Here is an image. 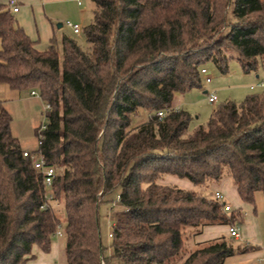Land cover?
Here are the masks:
<instances>
[{
    "label": "trees",
    "instance_id": "16d2710c",
    "mask_svg": "<svg viewBox=\"0 0 264 264\" xmlns=\"http://www.w3.org/2000/svg\"><path fill=\"white\" fill-rule=\"evenodd\" d=\"M92 2L93 20L82 30L87 49L64 36L39 51L13 14L0 12V83L36 91L50 107L35 151L59 171L47 189L13 135L12 115L1 108L0 264H27L35 246L51 252L63 224L54 202L66 214V264H172L188 230L193 238L207 226L242 225L243 216L164 179L206 190L231 178L252 205L257 193L264 195V93L220 105L193 132L191 114L174 109L177 94L202 88L200 71L209 63L223 75L230 59L245 73L262 66L264 0ZM140 110L148 118L133 127ZM114 194L122 210L106 248L100 207L113 206ZM233 242L221 237L199 245L182 264H226L256 251Z\"/></svg>",
    "mask_w": 264,
    "mask_h": 264
},
{
    "label": "rangeland",
    "instance_id": "374dc122",
    "mask_svg": "<svg viewBox=\"0 0 264 264\" xmlns=\"http://www.w3.org/2000/svg\"><path fill=\"white\" fill-rule=\"evenodd\" d=\"M83 24L81 25L84 29L87 26L88 22L86 20L81 21ZM82 29V30H83ZM68 36L76 39L79 44L87 49V42L84 37V34L76 35L69 28H65ZM62 50V48H61ZM62 52V51H61ZM262 66H259L256 71L251 73H245L241 68L238 60L230 59L228 62L229 72L226 75H223L220 70L213 64L209 63L206 65V69H208L210 75H212L213 82L211 84H206L205 77L202 76V88L194 89L186 94H179L175 98L176 104L181 107L183 110L189 112L193 118L191 123L190 132H193L200 126H204L212 117L214 111L222 104L232 101L235 103H242L247 96L252 94H262L264 93V88L259 87L261 82H264V62L260 61ZM259 76V78H257ZM251 87H255L254 90H251ZM207 92V93H205ZM214 94L218 98V102L216 104L209 103V95ZM148 118V114L145 111L140 110L136 115L133 116V127H136L146 121ZM46 118V106L41 105L39 111L38 118V126L45 125L47 123ZM14 126L19 130L18 136H16L23 148L30 149L31 151H35L38 149V137L36 133L32 129L33 125L31 124L30 116H26L25 118H21L18 116L14 118ZM59 172V171H58ZM60 172H62L60 170ZM169 177V176H168ZM166 178L163 183L167 185L176 186L178 188H184V185H179L175 183L174 179L179 180L181 182H187V184L191 185L192 189L203 192V194L208 195L210 198H213L214 193L216 192L212 186L206 188L195 187L191 182L185 179H179L177 177ZM174 178V179H173ZM117 194L112 196V200L114 202L117 201ZM227 199V198H226ZM53 210L56 216L62 221V227L64 229V222L66 220V214L64 212V204L63 203H52ZM250 208V207H249ZM121 207L118 204L113 208L111 204L102 205L100 207V225H101V237L104 247L109 248L112 244V238L109 237L110 233H113L114 222H116V215L121 212ZM239 211V209H234ZM245 210V211H244ZM244 210L241 211V215L244 219V224H239L241 229L243 226H248V232L250 233V239L253 241L255 239L256 233L261 236L264 242V195L263 193H257L255 198V205L251 206L252 211H248L247 207H244ZM254 210H256L257 218H258V228L255 229L253 227L254 221L251 219V216L254 215ZM234 212V211H233ZM250 212V213H249ZM252 212V213H251ZM251 214V216H250ZM193 230H188L185 233V244L183 251L172 261V264H182L185 259L199 246H195L193 244L192 234ZM228 240L234 241L228 237ZM241 240V239H240ZM211 242V241H209ZM244 242H240L236 240L233 242L235 246L237 244H243ZM54 250L53 255L50 260V264H64V254L66 247V237L64 236H55L53 239ZM194 245V246H193ZM264 251V250H263ZM110 254V250L105 252V256ZM103 264H108L106 260H104ZM41 263V262H39ZM49 264V263H47ZM111 264H116V261H112ZM226 264H264L259 263L256 257H247L246 255H237L234 257H230L226 260Z\"/></svg>",
    "mask_w": 264,
    "mask_h": 264
},
{
    "label": "crops",
    "instance_id": "0c3cea01",
    "mask_svg": "<svg viewBox=\"0 0 264 264\" xmlns=\"http://www.w3.org/2000/svg\"><path fill=\"white\" fill-rule=\"evenodd\" d=\"M19 8L18 12H14L9 6L10 0H0V12L10 11L14 18L16 26L21 28L27 36L36 44V48L39 51L47 50L53 41L61 42L64 36H68L65 28H69L65 25L67 21H71L80 26L83 24V20H86L88 25L92 22L94 17L95 6L92 0H16ZM87 25V26H88ZM86 27V26H85ZM84 27V28H85ZM82 28V26H81ZM71 29V28H69ZM83 29V28H82ZM72 30V29H71ZM73 31V30H72ZM74 33V32H73ZM2 50V41L0 39V51ZM259 78V76H257ZM252 90V89H251ZM254 90V89H253ZM207 93V92H205ZM177 94L176 96H178ZM176 98V97H175ZM45 104L40 97L34 96L31 92L12 90L9 85L0 83V109L4 108L13 117L12 132L16 137L19 130L14 126V118L20 116L25 118L30 116L32 129L34 132L39 127L38 118L40 106ZM174 109L183 110L179 107L174 100ZM17 138V137H16ZM22 147V146H21ZM25 151H31L30 149L23 148ZM172 178L171 176L167 177ZM174 179V178H173ZM177 186L184 185L186 189H192L187 182H181L174 179ZM216 191H222L226 196L227 203L234 209H239L241 212L244 207H247L248 211L251 209L252 204L243 202L237 191V187L234 185L231 178L224 179L220 184H214L212 186ZM193 191V190H192ZM195 191V190H194ZM250 207V208H249ZM245 211V210H244ZM250 213V212H249ZM252 213V212H251ZM251 219L254 221L253 227L258 228V216L256 210ZM243 219V224H244ZM227 225H214L204 228L200 235L193 237L192 241L195 246L205 244L209 241L219 239L221 237H230L228 233ZM244 242L242 245H249L256 248V251L251 254H247V257H258L264 250V242L259 234L256 233L255 239H250V233L248 232V226L241 230V240ZM193 245V246H194ZM54 244L50 253H44L34 247L32 255L33 259L29 260L27 264H50L51 257L53 255ZM41 262V263H39ZM64 264H66V257L64 254Z\"/></svg>",
    "mask_w": 264,
    "mask_h": 264
},
{
    "label": "built area",
    "instance_id": "2783aa9c",
    "mask_svg": "<svg viewBox=\"0 0 264 264\" xmlns=\"http://www.w3.org/2000/svg\"><path fill=\"white\" fill-rule=\"evenodd\" d=\"M9 6L13 9L14 12H18L19 8L17 5L16 0H10ZM65 25L69 28H71L76 35L82 34V28L79 24H75L71 21H67ZM201 76L205 77L206 84H211L213 82L212 75H210L208 69L206 67L202 68L200 71ZM259 87L264 88V82H261L259 84ZM251 89H255V87H251ZM32 95L38 96L39 94L36 91L31 92ZM218 102V98L214 94L209 95V103L211 104H216ZM50 107L46 106V111L49 110ZM159 118L163 119L166 117L167 113L164 111H160L157 113ZM46 128L45 125H41V129L39 130V144L41 145L43 135L42 132ZM24 157L30 158L34 168L38 171L41 172V174L44 176V184L47 189H50L54 183V179L58 175V169L54 166H48L46 163V158L44 154L41 151H24L23 153ZM49 199H52V195L49 194ZM213 199L222 207V210L225 213H231L233 212L232 207L227 203L226 201V196L222 191H216L213 195ZM119 197L117 198V201L113 204V206H116L117 203L119 202ZM241 226L237 224L230 225L228 227V233L231 238H234L235 240H240L241 239ZM55 236H63V227L62 225H59L57 228V232ZM109 237H113V234L110 233ZM259 263H264V251L261 252L260 256L258 257Z\"/></svg>",
    "mask_w": 264,
    "mask_h": 264
}]
</instances>
